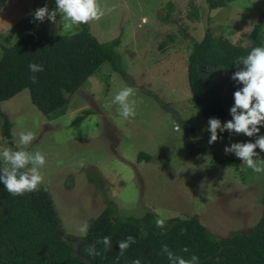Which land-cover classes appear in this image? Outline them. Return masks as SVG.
Masks as SVG:
<instances>
[{"label": "rangeland", "instance_id": "1", "mask_svg": "<svg viewBox=\"0 0 264 264\" xmlns=\"http://www.w3.org/2000/svg\"><path fill=\"white\" fill-rule=\"evenodd\" d=\"M210 1L98 0L105 15L86 25L101 45L114 51L121 70L104 60L58 116L43 114L28 88L0 103L12 138L9 144L0 116V151L23 150L20 133H36L26 150L45 155L44 187L64 229L62 237L75 250L82 238L80 224H90L108 204L113 218L147 212L156 220L196 216L217 237L248 233L263 213L264 173L218 161L235 156L226 155L225 146L256 137L218 130L223 138L208 143L209 118L190 92L187 62L206 32L218 50L226 42L248 46L252 28L264 15V0H215L222 2L215 8ZM45 4L50 10L56 7L55 0L4 3L0 56L32 30L63 31L59 14L56 24L33 19ZM261 34L264 44V24ZM232 73L221 66L204 72L209 85L218 86L226 110L234 104ZM126 86L136 90V116L127 120L112 104Z\"/></svg>", "mask_w": 264, "mask_h": 264}, {"label": "trees", "instance_id": "2", "mask_svg": "<svg viewBox=\"0 0 264 264\" xmlns=\"http://www.w3.org/2000/svg\"><path fill=\"white\" fill-rule=\"evenodd\" d=\"M6 1L0 0V14ZM220 5V1H210L211 8ZM263 24L264 15L252 28L246 47L226 42L223 50H218L210 32L196 43L188 56L187 79L194 102L204 116L218 118L223 123L232 119L229 110L223 107L218 86H210L204 72L218 66L235 72L237 58L246 56L254 47H264ZM104 60L121 70L114 51L101 45L86 24L75 35L32 30L1 53L0 103L28 88L32 103L43 114L58 116L64 112L71 94ZM30 62L43 65L44 71L32 73L28 67ZM32 75H36V83H32ZM240 87L235 83L236 90ZM0 116L4 118L2 133L12 144L10 123L1 109ZM255 151L264 158V151L259 148ZM218 161L236 168L244 165L236 156ZM3 166L0 162V167ZM113 213L112 205L108 204L91 221L87 236L81 238L75 250L62 237L64 229L46 187L12 196L0 181V264H85L73 255L76 251L92 264H132L135 259H140L141 264H169L167 256L161 254L164 244L185 259L197 255L200 264H264V211L248 233L235 232L227 237L210 233L196 216L168 218L166 227L160 229L156 227L153 213L125 219L113 218ZM129 235L136 243L117 260L118 242ZM105 236L110 237L111 248L104 252L103 244L96 243L101 255L88 256L87 247ZM185 247L188 252L182 251Z\"/></svg>", "mask_w": 264, "mask_h": 264}, {"label": "clouds", "instance_id": "3", "mask_svg": "<svg viewBox=\"0 0 264 264\" xmlns=\"http://www.w3.org/2000/svg\"><path fill=\"white\" fill-rule=\"evenodd\" d=\"M56 7L49 9L47 4L37 8L33 19L42 22L45 19L56 24L57 14L60 16L62 29L60 36L71 34L75 35L80 25L88 24L91 21H99L105 12L102 10L98 0H55ZM237 70L232 73L230 79L236 84L242 85L233 93L234 104L230 107L229 113L232 119L223 124L218 118H209L207 131L210 133L209 144L222 139L218 136L227 131L229 134H243L247 137H256L255 141L235 142L224 147V153H234L241 163L255 173H264V159L260 158L255 149L264 151V135H259L260 128L264 127V47H254L246 56H241L234 61ZM243 67H239V65ZM29 70L32 73L44 71L41 64L30 62ZM32 83L37 82L36 75L30 77ZM136 90L130 86L124 87L116 94L112 104L118 105V112L124 119L136 116ZM36 139V133L32 131L21 132L19 135L20 144L23 150H11L8 148L0 151V162L4 165L0 167V181L3 182L7 192L12 196H23L27 193L39 191L44 186V175L41 169L46 164L43 153L37 151L31 153L27 151V146L31 145ZM30 166V167H29ZM166 217L156 220V227L164 229L166 227ZM90 224L85 221L78 227L81 237H86ZM184 230H181L183 233ZM96 243L103 244V251L107 252L111 248L110 237L105 236L98 239L87 247L88 256H100ZM136 240L132 236L118 242L119 260ZM182 251L188 252L185 247ZM161 254L166 255L169 264H200V258L192 254L189 259L175 254L169 249L167 244L162 245ZM132 264H141L140 259H135Z\"/></svg>", "mask_w": 264, "mask_h": 264}, {"label": "water", "instance_id": "4", "mask_svg": "<svg viewBox=\"0 0 264 264\" xmlns=\"http://www.w3.org/2000/svg\"><path fill=\"white\" fill-rule=\"evenodd\" d=\"M73 255L79 258L80 260H82L85 264H92L91 261L86 256L82 255L78 251L74 252Z\"/></svg>", "mask_w": 264, "mask_h": 264}]
</instances>
